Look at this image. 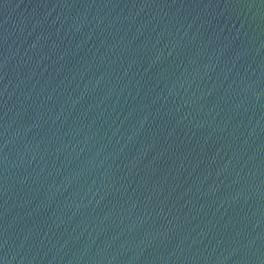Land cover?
I'll use <instances>...</instances> for the list:
<instances>
[{"label": "water", "instance_id": "water-1", "mask_svg": "<svg viewBox=\"0 0 264 264\" xmlns=\"http://www.w3.org/2000/svg\"><path fill=\"white\" fill-rule=\"evenodd\" d=\"M0 264H264V0H0Z\"/></svg>", "mask_w": 264, "mask_h": 264}]
</instances>
